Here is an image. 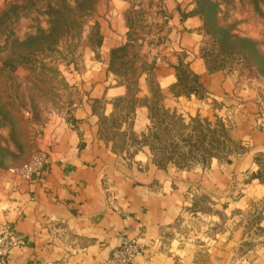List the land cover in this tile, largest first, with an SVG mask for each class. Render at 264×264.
Returning a JSON list of instances; mask_svg holds the SVG:
<instances>
[{
	"label": "rangeland",
	"instance_id": "374dc122",
	"mask_svg": "<svg viewBox=\"0 0 264 264\" xmlns=\"http://www.w3.org/2000/svg\"><path fill=\"white\" fill-rule=\"evenodd\" d=\"M131 1L124 14L128 43L107 68L128 83L129 97L116 103L112 118L100 122L101 137L110 140L117 155L126 157L135 152L136 140L144 141L155 165L158 159L152 149L160 145L167 148L165 156L180 161L187 171L209 168L212 161L225 164L247 157V136L240 135L247 130V117L264 129V0H183L188 6L185 15H195L198 25L189 37L191 48L185 47L178 56L162 25L170 9L156 0ZM118 4V0H0V176H19L25 164L44 154L37 146L38 131L51 119L70 113L75 99L85 93L83 84L96 70L90 62L102 61L95 51L99 30L105 22L109 25L110 12ZM193 57L200 60L207 79L196 88L197 95H184L197 75L189 66ZM176 58L180 62L176 70L187 82L170 90L181 99L162 100L168 90L154 88V79L147 89L141 84L136 91L139 65L154 73ZM194 96L200 101L192 100ZM141 105L147 115L139 116L144 130L137 132L132 123ZM92 108L102 114L104 104L95 100ZM254 158L257 170L244 180L264 178V152L253 153ZM161 161V168H170L171 162ZM185 199V232L208 242L209 236L224 229L223 223L219 228L208 226L212 221L207 217L216 204L210 197L190 190ZM252 208L240 216V221L247 220L248 235L258 231L253 228L258 220L255 211H264V197Z\"/></svg>",
	"mask_w": 264,
	"mask_h": 264
},
{
	"label": "crops",
	"instance_id": "0c3cea01",
	"mask_svg": "<svg viewBox=\"0 0 264 264\" xmlns=\"http://www.w3.org/2000/svg\"><path fill=\"white\" fill-rule=\"evenodd\" d=\"M118 1L109 25L105 22L99 30L95 51L102 61L90 62L96 70L83 84L85 93L75 99L70 113L51 119L38 131L37 146L45 154L43 168L30 179L0 176V233L10 230L24 242L0 264H100L128 241L141 246L132 264H264V211H255L256 234L248 235L247 220L240 221L264 197V178L244 180L258 167L252 154L264 152V129L255 126L251 116L247 130L240 132L247 136L250 155L247 152V157L225 164L212 161L209 168L199 166L195 171L171 163L166 170L158 167L151 163L149 147L136 142L133 155H117L110 140L101 137L100 122L112 118L116 103L129 97L128 83L119 80L117 72H107L116 58L113 50L128 43L124 14L132 1ZM156 1L170 9L162 23L164 34L175 55H181L185 47L191 48L189 37L198 19L185 15L188 6L183 0ZM170 63L154 73L139 65L136 91L141 84L147 89L154 79V88L168 90L162 100L181 99L170 90L177 83L180 62L176 58ZM189 66L203 84L207 77L200 60L193 57ZM95 100L104 104L102 114L93 111ZM192 100L200 101L197 96ZM145 107L136 108L133 131L144 130L138 118L147 115ZM190 190L216 203L207 217L212 221L208 226L219 228L223 223L224 229L209 236L208 242L183 230L188 221L185 196Z\"/></svg>",
	"mask_w": 264,
	"mask_h": 264
},
{
	"label": "built area",
	"instance_id": "2783aa9c",
	"mask_svg": "<svg viewBox=\"0 0 264 264\" xmlns=\"http://www.w3.org/2000/svg\"><path fill=\"white\" fill-rule=\"evenodd\" d=\"M35 162L25 164L19 171V177L30 179L36 172L40 171L45 164L44 154L35 156ZM23 239L14 232L7 230L0 233V258L8 256L13 247L22 245ZM141 246L134 241L122 243L114 248L107 259L100 264H132V260ZM28 264H40L36 261H30Z\"/></svg>",
	"mask_w": 264,
	"mask_h": 264
},
{
	"label": "trees",
	"instance_id": "16d2710c",
	"mask_svg": "<svg viewBox=\"0 0 264 264\" xmlns=\"http://www.w3.org/2000/svg\"><path fill=\"white\" fill-rule=\"evenodd\" d=\"M124 49V47H122V48H119V49H116V50H113V53H114V55L116 54V52L117 51H121V50H123ZM194 78H193V80H194V83H193V85L194 86H190V87H188V88H186L185 90H184V95H188V94H190V93H193V94H195V95H197V90H196V88H198V87H200L201 86V84H199L198 82H197V77L194 75L193 76ZM189 81V80H188ZM187 82V80L184 78V77H182V76H179V74L177 75V83L174 85V88L175 87H179L180 85L182 86V85H184L185 83ZM180 93V92H179ZM150 111H151V107H149V113H150ZM150 116V115H149ZM144 136V134H142L141 135V138ZM136 143H138V144H140L141 145V143L142 142H144V141H142V140H136L135 141ZM235 142V141H234ZM154 149H152L153 150V152H154V157L155 158H157L158 160H156V165L158 166V167H163V165H161L160 163H162V161L161 160H165L166 162H171V163H173V164H175V165H177V167H181V168H186V167H184V166H180L178 163L180 162V161H178V160H174L173 158H172V156H169V157H167V156H165V155H167V153H166V151H167V148H165V147H161L160 145H158V146H156V147H153ZM149 149L151 150V147H149ZM165 154V155H164ZM190 159H192V158H190ZM192 160H196V158H194V159H192ZM196 162V161H195Z\"/></svg>",
	"mask_w": 264,
	"mask_h": 264
}]
</instances>
